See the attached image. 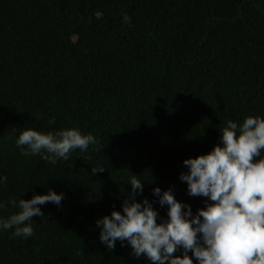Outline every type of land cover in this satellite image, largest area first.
I'll list each match as a JSON object with an SVG mask.
<instances>
[{
	"label": "trees",
	"instance_id": "obj_1",
	"mask_svg": "<svg viewBox=\"0 0 264 264\" xmlns=\"http://www.w3.org/2000/svg\"><path fill=\"white\" fill-rule=\"evenodd\" d=\"M248 116L264 117V0H0V217L13 199L65 194L41 206L34 236L0 231V264H150L119 241L109 251L96 221L122 212L132 175L158 223L155 187L195 214L206 198L188 195L183 161ZM28 128L98 143L52 165L21 154Z\"/></svg>",
	"mask_w": 264,
	"mask_h": 264
},
{
	"label": "clouds",
	"instance_id": "obj_2",
	"mask_svg": "<svg viewBox=\"0 0 264 264\" xmlns=\"http://www.w3.org/2000/svg\"><path fill=\"white\" fill-rule=\"evenodd\" d=\"M220 131V143L207 154L184 160L188 171L180 175L189 196L206 198L205 207L194 214L190 204L176 198L173 187L166 191L155 187L159 205L168 208L167 219L158 223L160 214L153 203L148 198L137 201L144 181L132 175L127 183L132 192L124 199L122 212L113 210L96 221L100 242L113 251L119 241L150 264H194V260L198 264H264V117L248 116L242 124L228 120ZM97 143L91 133L85 135L77 128L56 132L28 128L16 139L23 156H40L52 165ZM105 170L92 167L91 175ZM7 179L0 176V184ZM64 199V193L51 189L30 200L13 199L11 206L18 211L0 217V231L14 229L12 238H30L35 235L33 217L44 216L41 206H61ZM6 208L7 203L0 201V210ZM180 249L182 255H174Z\"/></svg>",
	"mask_w": 264,
	"mask_h": 264
}]
</instances>
